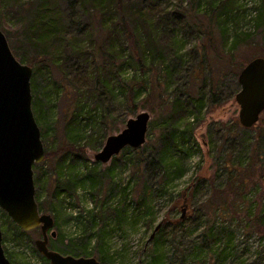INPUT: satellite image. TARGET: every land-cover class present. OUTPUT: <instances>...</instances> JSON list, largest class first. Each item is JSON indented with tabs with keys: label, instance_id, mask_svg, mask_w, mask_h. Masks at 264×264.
Wrapping results in <instances>:
<instances>
[{
	"label": "rangeland",
	"instance_id": "obj_1",
	"mask_svg": "<svg viewBox=\"0 0 264 264\" xmlns=\"http://www.w3.org/2000/svg\"><path fill=\"white\" fill-rule=\"evenodd\" d=\"M42 1H32V8ZM48 1L65 14V27L75 28L68 18L72 0ZM211 1L163 0L159 4V10H170L162 16L161 29L174 40L171 48L177 52L174 61L170 56L164 61L156 58L152 64L158 66L160 62L167 70V74L165 69L160 72L161 106L153 99L144 101L145 89L140 90L138 107L133 112L120 96L98 95L97 106L108 112L107 123L113 125L107 136L120 131L127 118L141 111L149 113L146 141L141 146L124 147L108 162L100 163L93 154L104 139L95 150L88 147L84 154L69 153L63 159L57 155L50 162L34 165L38 206L41 212L58 216L56 225L54 218L56 236L48 239L50 248L63 254L95 255L99 236L108 249L106 264H149L153 254L160 256L161 264H264V235L244 230V209L237 214L229 210L222 216L216 207L224 198L217 190L231 186L236 191L239 185L243 186L239 208L249 203L264 206V145H259V136L264 133V111L253 127L244 128L238 123L239 107L234 99L240 88V69L249 59L264 56V0H232L235 21L227 28L226 41L215 19L210 21V7L205 9L204 2ZM0 15L8 22H16L11 10L0 11ZM13 30L8 23L2 27L5 36ZM100 32V27L93 26L95 39ZM8 43L17 44L11 37ZM202 47L208 49L203 60ZM33 68L36 74L32 80L40 93L48 85L53 86L52 81L59 83L55 85L59 87L56 100L51 104L52 125L48 133L43 131L41 135L45 150H54L71 141L65 125L73 127L65 112H72L75 101L91 106L92 95L72 88L65 93L60 87L64 81L55 68L38 64ZM132 71L127 67L124 74ZM135 73L140 76L138 71ZM212 87L217 102L211 95ZM85 122L75 124L85 129ZM96 127H87L85 135L91 136ZM70 132L75 133L73 129ZM164 149L167 153L161 160ZM174 160L177 167L167 165ZM163 164L170 172L167 178L173 177L167 183ZM68 165L72 172H78L79 179L88 176L84 187L72 191L62 183L61 175L71 172ZM60 166L62 174L57 176ZM179 172L181 175L176 176ZM91 178L93 187L89 184ZM143 190L145 195L149 192L152 209L141 203ZM176 199L177 206L172 205ZM11 222L0 209L3 247L11 264H50L35 248L39 228L21 234ZM158 224L160 227L150 239ZM83 244L88 251H82Z\"/></svg>",
	"mask_w": 264,
	"mask_h": 264
},
{
	"label": "trees",
	"instance_id": "obj_2",
	"mask_svg": "<svg viewBox=\"0 0 264 264\" xmlns=\"http://www.w3.org/2000/svg\"><path fill=\"white\" fill-rule=\"evenodd\" d=\"M32 1L34 0H0L1 13L11 10L16 16V22H8L5 17L2 18L0 15L3 19L0 29L2 30V27L7 23L14 29L9 34L6 32L8 42H10L11 37L12 41L17 43L15 46L9 43L13 54L20 62L31 67L38 64L43 65L44 68L47 66L55 68L64 81V83L60 82V87L65 93L71 88L76 92L84 89L92 95L91 98L93 99L91 106L81 100L75 101L72 112L70 110L65 112L66 117L70 119L69 125L73 127L75 133L72 134L70 132L72 129L66 124L65 128L68 129L67 134L71 141L54 150L46 151L44 148V161L50 162L57 155H61L60 159H63L69 153L84 154L88 147L95 150L102 144L107 134L113 130V125L107 123L106 114L108 112L106 113L103 108L97 106L96 102L100 94L111 97L116 95V97L120 96L121 100L126 99L130 106L129 111L133 112L138 107L137 97L140 95V90L145 89L147 94L144 101L153 99L156 100L158 106H161L160 101L163 99L160 98L158 88L161 85L160 82L163 81L160 72L165 68L160 66V62L156 63L158 66L152 64L156 62V58L162 61L166 58L169 59L170 56L173 61L177 58L176 48H171V42L174 40L172 41L167 32L161 29L162 16L170 11L166 7L163 10L158 9L163 0H72L69 2L72 14L70 12L68 18L72 25L73 23L76 24L74 25L75 28L65 27V14L58 11L55 4L43 0L39 6L35 4V8H32ZM204 3H206L205 9L210 7V21L215 19L216 25H219L224 31H221V35L223 41H226L227 28L235 21L231 15L234 11L230 7L232 0H213ZM93 26L101 28L96 39L93 36ZM202 49L203 60L207 58L208 49L206 47H202ZM208 60L210 62V59ZM168 66L170 67V65ZM127 67L133 70L129 75L124 74ZM40 69L43 68L40 67ZM137 71L140 76L135 73ZM165 71L167 74L166 69ZM150 72L151 74L148 75ZM35 74L36 71L33 68L32 76ZM32 76V110L42 135L43 131L48 133L52 125L53 117L50 110L53 111L51 104L55 102L59 92V87L55 85L59 86V83L52 81L53 86L48 85L43 93H40L38 85L32 80ZM193 76L196 77V75ZM210 92L217 102L213 87L210 88ZM39 96L42 97L43 102L39 101ZM199 98L201 97L199 96ZM199 101L202 102V100ZM75 104L80 108V111L75 108ZM172 105L176 107V100H173ZM43 108L48 110L44 111ZM83 120H86L85 129H80L77 126L78 123L75 124V122ZM90 125L97 127L92 130L91 136H87L84 131ZM259 145H264V133L259 136ZM164 153H167L166 149L160 153L161 160L165 157ZM261 157L264 158V154ZM167 165L177 167V162L174 160ZM163 166L167 183L173 177L168 179L170 172L166 169V165L163 164ZM66 167L71 171L70 165ZM60 168L57 176L62 174V167L60 166ZM77 173L71 171L61 175L64 178L62 183L72 191L78 186L84 187L87 182L85 179V177L88 178L87 175L79 179L81 176H78ZM181 173L179 172L176 176L181 175ZM89 184H91L90 187L95 185L93 178ZM34 186L36 190V181H34ZM241 187L243 186L236 187V191H233L231 186L217 190L224 197L222 202L216 205L217 210H220L221 215L225 216L229 214V210H232L233 214H237L244 209V230L248 233L255 232L264 235V206L257 207L255 205L253 207L249 203L247 207L243 205V208H239L238 203L243 199ZM143 191L141 203L146 209H152V199H150L149 192L145 195L146 190ZM184 191L181 192V196H183ZM35 198L37 201L36 193ZM183 199L182 197V201ZM178 202L179 199L173 200L172 205L177 206ZM188 202L189 198H187ZM148 213L150 214V212ZM57 217L55 214V225L58 224ZM11 225L17 232L25 233L14 223ZM101 240L102 237L98 236L94 250L99 255L98 253H95L97 256L94 253H87L82 256H95L100 264H106L109 257L108 249L106 245L104 247L105 241ZM203 240L205 241V238ZM82 251H88L85 244H83ZM80 254L73 255L80 256ZM152 256L149 264H161L158 254Z\"/></svg>",
	"mask_w": 264,
	"mask_h": 264
},
{
	"label": "water",
	"instance_id": "obj_3",
	"mask_svg": "<svg viewBox=\"0 0 264 264\" xmlns=\"http://www.w3.org/2000/svg\"><path fill=\"white\" fill-rule=\"evenodd\" d=\"M31 76L32 67L15 57L0 29V209L22 231L39 228L35 248L50 264H100L95 256L63 254L48 246L49 237H55L56 231L54 218L40 211L35 198L33 166L44 161L45 151L32 110ZM237 80L240 88L234 99L239 107L238 123L249 129L264 111V56L251 58L240 69ZM149 119L146 111L127 118L120 131L105 138L93 154L94 160L106 163L124 147L141 146L146 141ZM159 227L154 228L150 239ZM0 264H11L3 247L1 226Z\"/></svg>",
	"mask_w": 264,
	"mask_h": 264
}]
</instances>
